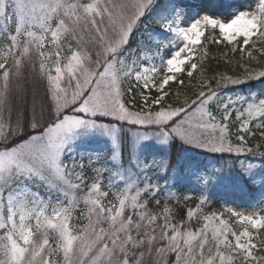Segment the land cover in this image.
<instances>
[{
  "label": "snow or ice",
  "instance_id": "obj_1",
  "mask_svg": "<svg viewBox=\"0 0 264 264\" xmlns=\"http://www.w3.org/2000/svg\"><path fill=\"white\" fill-rule=\"evenodd\" d=\"M262 61L264 0H0V264H264Z\"/></svg>",
  "mask_w": 264,
  "mask_h": 264
},
{
  "label": "rangeland",
  "instance_id": "obj_2",
  "mask_svg": "<svg viewBox=\"0 0 264 264\" xmlns=\"http://www.w3.org/2000/svg\"><path fill=\"white\" fill-rule=\"evenodd\" d=\"M228 0H211V3L213 6L216 4H226ZM234 3L241 4L246 6L248 3V0H233ZM225 9H221V11H224ZM218 192V194L222 197V208L219 210H223V206L225 205V202H227V206L233 207L239 211H246L249 208L248 198L246 195H243L241 193H230L225 194L222 189L213 188L210 190L209 193V201H212V194ZM225 218H228V214H225ZM233 223H235L233 221Z\"/></svg>",
  "mask_w": 264,
  "mask_h": 264
},
{
  "label": "trees",
  "instance_id": "obj_3",
  "mask_svg": "<svg viewBox=\"0 0 264 264\" xmlns=\"http://www.w3.org/2000/svg\"><path fill=\"white\" fill-rule=\"evenodd\" d=\"M209 51L211 56L219 57L220 53L223 51V46L222 45H214V44H209ZM229 55H231L229 53ZM239 58V54L237 53V59ZM264 62V61H262ZM210 63L213 67L219 63V70L223 71L226 67V65L223 63V60H217V59H210ZM222 208V197L218 194V192H215L212 194V201L210 202V209L208 206H206V210H219Z\"/></svg>",
  "mask_w": 264,
  "mask_h": 264
}]
</instances>
